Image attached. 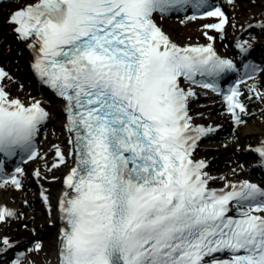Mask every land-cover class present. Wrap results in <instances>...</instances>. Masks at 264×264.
I'll return each mask as SVG.
<instances>
[{"label":"snow or ice","instance_id":"1","mask_svg":"<svg viewBox=\"0 0 264 264\" xmlns=\"http://www.w3.org/2000/svg\"><path fill=\"white\" fill-rule=\"evenodd\" d=\"M189 10L199 13L189 21L215 19L205 29L223 34L231 23L209 0H31L8 15L33 54L32 69L63 101L70 150L54 146L52 168L69 157L75 166L59 202V264H264V186L221 177L223 188L210 187L218 178L192 154L214 129L194 125L189 109L194 87L209 89L243 123L239 85L251 80L248 98L264 102L257 81L264 65L243 64L224 92L220 79L241 69L218 54L215 37L205 31L209 43L180 45L158 23ZM256 26L264 30V21ZM237 48L247 60L253 40ZM11 79L0 68V187L22 190L23 167L9 173L4 161L39 157L36 140L52 114L39 100L12 96ZM253 151L264 164V142ZM17 216L0 206V223ZM14 247L0 237V253Z\"/></svg>","mask_w":264,"mask_h":264},{"label":"bare ground","instance_id":"2","mask_svg":"<svg viewBox=\"0 0 264 264\" xmlns=\"http://www.w3.org/2000/svg\"><path fill=\"white\" fill-rule=\"evenodd\" d=\"M28 1L31 2V0ZM226 6L229 9L231 23L226 26L223 37L217 36L218 41L216 46L218 49L228 52L231 55L233 52L231 44L234 43L235 46L238 41L250 39L253 40V43H257L264 38V30L256 26L261 21H264V0H255L254 3L253 0H235L234 7L228 3ZM13 10H16L14 4L0 10V64L9 69L10 76L12 77L11 80L5 81L8 91L12 96L19 97L23 99V101L29 103L33 99L39 100L41 98L34 91L36 84L34 85L32 83V86H34L33 88L29 84V81L31 82L30 66L33 61L31 54L26 48H21L15 43L12 36L8 33L9 27L6 25L7 17ZM162 23L170 38L182 44L192 41L205 42L206 39L203 37V32H212V30L203 27L207 22L201 20L191 22L184 19H165ZM249 24H252L254 27L249 28ZM257 81L261 85V90H264V78ZM248 85L246 86L248 115H246L247 122L244 127H238L235 130L231 129L232 127L230 126L227 116L223 113L220 104L217 102H215V104H208L204 101H199L192 105V115L196 122L205 123L210 126L221 125L224 127L223 134L220 136L222 139L217 144L204 143L200 149L199 155L200 157L209 159L211 166H214L218 161H222L223 159L231 160L233 164L229 166L228 169H221V174L219 176L220 178L227 177L230 181L251 178L253 172L250 170V164H245L244 157L246 152L248 153L249 148L258 146L264 139V102H261L254 96L251 99L248 98L250 95L248 92ZM197 95H200V93L197 92ZM51 112V119L45 127L41 140V148L45 153L54 148V146L62 144L60 148L67 153L70 150V145L68 143L69 134L65 131L64 127L66 117L64 115L63 105L61 103L52 105ZM230 148L233 149V152H226ZM239 150L243 151V157L240 156ZM221 154H224V156L221 157ZM53 155L55 156V153ZM216 158L217 161H215ZM47 159L42 156L23 167L26 176L24 183L26 185H31L34 190L36 188L39 189V193H45L49 198L47 203L38 200L33 201L25 187H23L22 190H16L11 186L0 187V206L14 209L18 214L25 212L26 216L30 218L33 217L37 219V217L34 216L35 212L43 213L45 217V225L41 226L40 224V227L37 229H34V223L36 226V222L31 223L34 237L30 240H26L28 242H20L19 247L28 248L34 240H37L34 245L37 243L43 244V238L45 236L46 238L47 236L53 237L52 245L55 246L56 249H54V252L52 251V255L49 257L43 256L42 258L34 256L32 260L25 264H59V231L62 227L60 214L55 210L54 201L65 191L63 190V184L55 182L52 172L48 171V168L50 169V166L56 162L55 158ZM61 168L60 172H64L65 167ZM36 170H40L41 174L45 176V179L42 177L35 179L34 177L36 176L33 175V172ZM208 173L214 177L218 171L212 169L211 172ZM9 221H11V219L7 222ZM6 231L5 228H1L0 237L5 236ZM37 233L41 235L35 236ZM21 237L24 238L25 236L15 234V238L12 239V241L17 242ZM46 246L49 247V243H47Z\"/></svg>","mask_w":264,"mask_h":264},{"label":"rangeland","instance_id":"3","mask_svg":"<svg viewBox=\"0 0 264 264\" xmlns=\"http://www.w3.org/2000/svg\"><path fill=\"white\" fill-rule=\"evenodd\" d=\"M29 84L32 86L30 81H29ZM210 143L211 144H217V141H211ZM239 151H240L239 152L240 156L243 157L244 156L243 151L242 150H239ZM226 152H228V153L229 152H233V149L230 148ZM43 154H45V155L48 154V157H52V155H53L52 152L51 153H48V152L44 153L43 152ZM220 156L223 157L224 154H221ZM220 156H219V158H220ZM250 158H251L250 155H248L247 152H246V155L244 157L245 164H247L249 162ZM215 161H217V158L215 159ZM232 164H233V162L231 160L223 159L222 161H218L214 166H210V169L211 170L212 169L217 170L218 173L215 176L218 177L221 174V169H223V168H227L228 169L229 166H231ZM70 165H71V162H70V160H68L65 164H62L57 169L56 168L55 169L51 168V172H52L53 178L55 179V182H57L59 184L62 183L63 173H66L67 170H69ZM61 167H65L64 172H60L61 169H62ZM28 191H29V196L31 198H36V199L38 198L37 193L35 191H33L31 187H29ZM34 216H36L37 219L33 218V217H31V218L27 217L26 213L22 212V213L18 214L17 218H12L11 221H9V222L0 223V229L1 228H5V230H7L6 234L8 233V235H10V236L12 235L13 237H15V234L16 235H24L25 236L24 238L23 237L20 238L21 242L22 241L24 242V240H30V239H32L34 237V235L32 234V229L33 228H32L31 223L32 222H36V226H35V223H34V229H37L38 227H40L39 226L40 224H41V226L45 225V220H44L45 217H44L43 213L35 212ZM37 235H41V234L37 233L35 236H37ZM43 241H44L43 242V248L40 251H38V252H35L34 249H33V244H35V242H37V240L33 241L29 245V247L27 248V255L24 258L22 264H25L26 262L32 260L34 256L42 258L43 256L49 257L50 255H52V251L54 252V249H56V247L52 245L53 237L52 236H47V238H46V236H45L43 238ZM47 243H49V247L46 246ZM0 264H2V263H0Z\"/></svg>","mask_w":264,"mask_h":264}]
</instances>
